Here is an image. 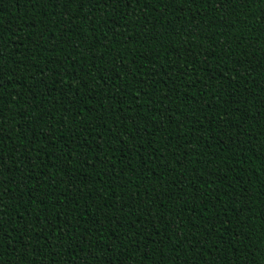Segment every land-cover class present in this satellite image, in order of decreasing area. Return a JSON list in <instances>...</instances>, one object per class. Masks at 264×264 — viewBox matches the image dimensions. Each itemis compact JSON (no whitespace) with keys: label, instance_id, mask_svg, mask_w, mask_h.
<instances>
[{"label":"trees","instance_id":"trees-1","mask_svg":"<svg viewBox=\"0 0 264 264\" xmlns=\"http://www.w3.org/2000/svg\"><path fill=\"white\" fill-rule=\"evenodd\" d=\"M0 264H264V0H0Z\"/></svg>","mask_w":264,"mask_h":264}]
</instances>
